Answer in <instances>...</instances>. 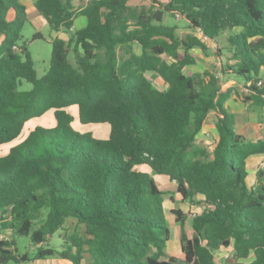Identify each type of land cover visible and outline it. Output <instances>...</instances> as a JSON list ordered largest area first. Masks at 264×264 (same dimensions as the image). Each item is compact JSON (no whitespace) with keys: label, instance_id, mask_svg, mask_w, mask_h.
<instances>
[{"label":"trees","instance_id":"obj_1","mask_svg":"<svg viewBox=\"0 0 264 264\" xmlns=\"http://www.w3.org/2000/svg\"><path fill=\"white\" fill-rule=\"evenodd\" d=\"M34 5L52 30L70 36L52 40L50 68L38 77L20 44L27 7L0 0V145L50 110L56 119L55 127L37 126L0 153V234L11 235L0 238V264L54 256L59 264H179L165 259L171 228L155 174L175 181L184 201L205 206L192 219L193 236L182 229L183 264H264V170L250 187L247 167L251 156L264 155V138L249 140L236 130L227 106L236 87L223 90L217 73L184 72L197 61L191 50L207 49L193 33L212 40L226 33L218 49L226 55L222 74L242 84L236 93L242 102L264 107V0H154L150 6L91 0L81 10L73 0ZM166 14L183 17L192 33L181 38ZM78 15L87 24L75 30ZM22 80L33 88L20 90ZM72 106L84 125L109 123V137L75 131ZM212 111L219 137L211 153L197 137ZM172 212L183 226V213ZM69 220L84 235L71 232ZM56 234L59 249L45 246ZM16 236L36 245L32 258L19 252ZM225 250L232 263L217 261Z\"/></svg>","mask_w":264,"mask_h":264},{"label":"rangeland","instance_id":"obj_2","mask_svg":"<svg viewBox=\"0 0 264 264\" xmlns=\"http://www.w3.org/2000/svg\"><path fill=\"white\" fill-rule=\"evenodd\" d=\"M154 0H131V4L133 5H152ZM160 2H167L168 0H159ZM12 18V15L11 17ZM43 23L41 26L33 24L30 20L24 23L22 29V39L20 44H26L27 48L35 62V68L38 74V77L44 76L50 68L51 65V58H52V40L56 37L62 38H69L70 32L67 30H63L60 32H56L52 30L50 25L45 19H42ZM165 23L177 26V33L180 35L181 38L185 39V37L192 33L191 30L188 28L187 22L183 19V17L176 15H164ZM77 24H80V19L77 21ZM42 35L43 37L34 38L36 35ZM198 35L207 46L206 50H203L200 47L193 48L191 53L196 57L197 64L187 66L184 69V72L187 75H191L194 73H204L207 71L217 73L219 76L222 77V86L226 89L228 86L233 85L235 83L234 78L226 77L221 72L220 65L224 64L226 61V55H222L221 51L218 50L220 48L224 49L223 39L227 36L226 33L222 35L216 41L212 39L205 38L201 33H193ZM137 52H140L141 49L138 45L135 46ZM167 60L171 61L170 58L164 56ZM69 60L75 62V54L73 51L69 53ZM149 77L154 81L156 86L159 88H165L164 80L157 74L149 73ZM238 85V84H237ZM33 88V84L27 80H22L21 85L19 86L20 90H31ZM242 89V86L240 85ZM231 109L237 115V130L244 135H246L250 139H259L264 138V109H259L255 106H245L243 103L230 101ZM69 113L73 117L72 127L75 131L84 134L87 132H91L95 137L106 139L110 135V124L109 123H99V124H89L84 125L80 122L78 116V108L76 106H72L69 109ZM216 122V117L214 113L210 115L209 124L212 127L207 126L205 130L201 131V133L197 137V143L202 147L209 150L211 153L217 143L219 134L217 131L216 126L214 123ZM37 126H43L48 128H53L56 126V119L54 116V111H48L42 117H36L28 121L22 131V134L14 141L10 143H6L4 145H0V153L6 154L10 148L16 144L22 142L29 133L36 128ZM249 176L248 182L250 187H255L257 184V173L259 170H264V156H260L257 159H253L249 161ZM155 179L158 183L162 186L161 188L165 191V207L169 217V225L171 228V236L168 242L166 251L167 255L165 259L171 260L174 259V262L179 264L185 263V255L181 250L180 245V237L182 229L188 234L189 237H192L194 234L192 228V219L194 212L202 211L201 204H192L190 201H184L180 194H177V189L168 190L167 186H163L162 178L163 175L155 174ZM170 184V183H169ZM174 197V198H171ZM201 198H199V201ZM171 210H180L183 215L185 216V223L183 226L179 222L176 221V215ZM67 228L71 232L74 230H78L80 235H84V228L80 226L73 220H69L66 224ZM11 237L10 233L8 236L4 234H0V238ZM17 246L19 248V252L21 254L27 253L30 258H32L36 253V245L30 242V239L27 236H16ZM62 240L58 238L56 234L52 239H49L47 243L44 245H52L59 249ZM231 252L228 250L223 251L217 255V261L219 263L229 262L232 263L234 260L230 258ZM49 260L45 261L42 260L36 264H59L62 261L60 260L59 256L49 257ZM35 262L34 259L28 261L24 264H33ZM8 264H17L16 262H9Z\"/></svg>","mask_w":264,"mask_h":264},{"label":"crops","instance_id":"obj_3","mask_svg":"<svg viewBox=\"0 0 264 264\" xmlns=\"http://www.w3.org/2000/svg\"><path fill=\"white\" fill-rule=\"evenodd\" d=\"M23 4H25L26 5V7H27V14H28V18H29V20L34 24L35 23V25H37V26H41V24L43 23V21H42V19H44L42 16H41V14L39 13V11L36 9V7H35V5H34V3H35V0H20ZM91 0H73V3H74V5H75V7L78 9V10H81L82 8H84L89 2H90ZM12 15V17H13V14H11ZM11 17V16H10ZM80 19V24L78 25L77 24V21ZM86 24H87V19L84 17V16H82V15H78L77 17H76V19H75V24H74V28L73 29H80V28H83V27H85L86 26ZM1 38V37H0ZM67 39V38H66ZM213 41H216V40H213ZM197 64V61H196V63L195 64H193V65H196ZM188 66H190V65H188ZM187 67V66H186ZM154 74H156V73H154ZM158 75V74H157ZM235 80V79H234ZM238 84V85H237ZM240 85L242 86V84H240V83H238L237 82V80H235V83L233 84V85H230V86H228V87H236V90H237V92L238 93H241L242 91H243V88L241 89L240 88ZM227 87V88H228ZM222 88H223V86H222ZM226 88V89H227ZM226 89H224L223 88V90H226ZM237 92H234L231 96H230V98L228 99V101H227V106L229 107V109H230V111L235 115V119H236V130H237V115H236V113L231 109V106H230V101H236V102H240V103H243L245 106H255V107H257V108H259V109H264V107H258V106H256V105H253V104H245L244 102H242L238 97H237ZM213 113H214V115H215V117H216V113L214 112V111H212ZM212 112L210 113V115L212 114ZM210 115H209V119H208V121H207V123L205 124V126H204V128H203V130H205V128L207 127V126H209V127H212V125L211 124H209V121H210ZM216 119H217V117H216ZM214 125H215V123H214ZM216 126V125H215ZM202 130V131H203ZM238 131V130H237ZM239 132V131H238ZM240 134H242L244 137H246L247 139H249V140H258V139H250V138H248L246 135H244L243 133H241V132H239ZM259 139H262V138H259ZM260 156H264V155H253V156H251L249 159H248V161H247V167L249 166V161L250 160H253V159H257L258 157H260ZM248 170H249V167H248ZM249 176V175H248ZM162 181H163V186H167V185H170V186H167V189L168 190H174V188H176L177 189V184H176V182L175 181H171L167 176H164V178H162ZM170 183V184H169ZM248 184H249V182H248ZM159 185H160V188H161V184L159 183ZM250 186V185H249ZM162 189V188H161ZM163 190V189H162ZM164 191V190H163ZM177 194H179L178 192H177ZM171 198H174V197H171ZM199 198H201L200 200H204V196L203 195H198V197H197V199L199 200ZM164 204H165V202H164ZM202 206L204 205V203H202L201 204ZM165 209H166V207H165ZM172 211V210H171ZM166 213H167V211H166ZM168 215V214H167ZM42 260H45V261H47V260H49V259H38V260H35V262L33 263V264H36L37 262L39 263L40 261H42Z\"/></svg>","mask_w":264,"mask_h":264},{"label":"built area","instance_id":"obj_4","mask_svg":"<svg viewBox=\"0 0 264 264\" xmlns=\"http://www.w3.org/2000/svg\"><path fill=\"white\" fill-rule=\"evenodd\" d=\"M205 38L209 39L208 37H205ZM16 48H17V47H16ZM201 207H202L203 209L205 208V206H201ZM203 209H202V210H203ZM199 213H201V211L198 212V213H197V212H194V213H193V216L195 217V216H196L197 214H199Z\"/></svg>","mask_w":264,"mask_h":264},{"label":"water","instance_id":"obj_5","mask_svg":"<svg viewBox=\"0 0 264 264\" xmlns=\"http://www.w3.org/2000/svg\"><path fill=\"white\" fill-rule=\"evenodd\" d=\"M170 261L174 262V259H171Z\"/></svg>","mask_w":264,"mask_h":264}]
</instances>
